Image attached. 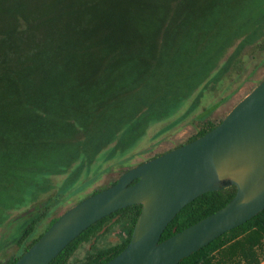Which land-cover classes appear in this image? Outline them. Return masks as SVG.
<instances>
[{"label":"trees","instance_id":"trees-1","mask_svg":"<svg viewBox=\"0 0 264 264\" xmlns=\"http://www.w3.org/2000/svg\"><path fill=\"white\" fill-rule=\"evenodd\" d=\"M254 50L263 58L246 72L249 91L264 77V0H0V227L24 219L13 240L22 252L0 264L14 263L65 211L54 176L78 172L110 143L118 151L139 141L211 71L212 79L233 70L240 77ZM221 120L198 122L179 145ZM132 166L122 164L109 185ZM235 192L197 196L160 240ZM140 210L132 204L97 220L48 264L105 263L129 242ZM263 259L264 209L177 264Z\"/></svg>","mask_w":264,"mask_h":264},{"label":"water","instance_id":"water-1","mask_svg":"<svg viewBox=\"0 0 264 264\" xmlns=\"http://www.w3.org/2000/svg\"><path fill=\"white\" fill-rule=\"evenodd\" d=\"M236 186L222 207L160 240L197 196ZM140 204L126 246L103 264H177L264 209V77L209 131L124 171L115 183L63 211L12 264H48L83 230Z\"/></svg>","mask_w":264,"mask_h":264},{"label":"rangeland","instance_id":"rangeland-1","mask_svg":"<svg viewBox=\"0 0 264 264\" xmlns=\"http://www.w3.org/2000/svg\"><path fill=\"white\" fill-rule=\"evenodd\" d=\"M253 53L256 59H249L247 68L240 77L237 70H233L212 79L216 77V69L211 71L206 80L187 96L175 101L159 124L148 129L139 141H134L118 151L113 150V143H110L108 148L98 150L94 158L84 164L78 172L69 170L54 176L56 184L53 190L62 192L58 200L60 211L68 209L94 190L109 185L122 164L134 166L155 153L174 148L195 131L198 122L206 119L218 121L223 118L224 113L249 92L246 72L260 57L261 60L263 58L256 50ZM46 196L47 194H44L41 199ZM27 204H30L29 198L25 200L23 207ZM16 215L11 216L10 220L0 227V257L22 252V247L17 246L13 240L19 236L24 219H15ZM45 226L46 224L42 223L36 227L31 237L38 236Z\"/></svg>","mask_w":264,"mask_h":264},{"label":"crops","instance_id":"crops-1","mask_svg":"<svg viewBox=\"0 0 264 264\" xmlns=\"http://www.w3.org/2000/svg\"><path fill=\"white\" fill-rule=\"evenodd\" d=\"M259 264H264V259Z\"/></svg>","mask_w":264,"mask_h":264}]
</instances>
